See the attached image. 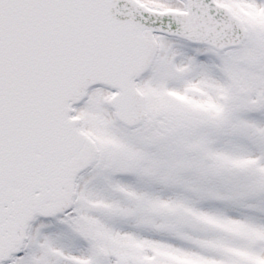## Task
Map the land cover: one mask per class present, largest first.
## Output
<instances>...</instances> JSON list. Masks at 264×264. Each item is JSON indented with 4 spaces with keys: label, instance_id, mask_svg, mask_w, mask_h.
I'll list each match as a JSON object with an SVG mask.
<instances>
[{
    "label": "snow or ice",
    "instance_id": "obj_1",
    "mask_svg": "<svg viewBox=\"0 0 264 264\" xmlns=\"http://www.w3.org/2000/svg\"><path fill=\"white\" fill-rule=\"evenodd\" d=\"M0 264H264V0H0Z\"/></svg>",
    "mask_w": 264,
    "mask_h": 264
}]
</instances>
